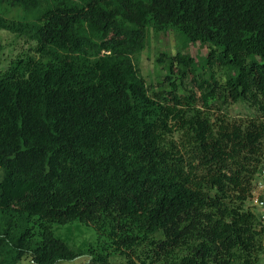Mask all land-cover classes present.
Here are the masks:
<instances>
[{
    "label": "trees",
    "instance_id": "16d2710c",
    "mask_svg": "<svg viewBox=\"0 0 264 264\" xmlns=\"http://www.w3.org/2000/svg\"><path fill=\"white\" fill-rule=\"evenodd\" d=\"M150 29L207 46L201 66L162 52L168 88L148 84ZM0 30L35 42L0 69V264L260 261L264 0H0ZM72 222L97 233L86 251L55 234Z\"/></svg>",
    "mask_w": 264,
    "mask_h": 264
},
{
    "label": "rangeland",
    "instance_id": "374dc122",
    "mask_svg": "<svg viewBox=\"0 0 264 264\" xmlns=\"http://www.w3.org/2000/svg\"><path fill=\"white\" fill-rule=\"evenodd\" d=\"M0 41L4 47V53L1 54L0 69L5 67L9 58L22 53L34 54V41L27 40L24 37H19L17 34L7 30H0ZM207 46L200 43H187L175 30L169 31H154L150 29L146 48L136 56V63L139 65L148 84H152L157 90H165L168 88V83L165 80L167 68L158 61L162 52L168 54L176 53L177 51L190 52L198 56V63L204 55ZM168 62V61H167ZM200 68V67H199ZM216 74L221 78L225 75V71L219 67H215ZM202 74L208 73V69L202 71ZM186 86H192L190 79H185ZM213 106L221 105L222 111L229 114L231 118L260 116L262 112L249 105L247 102H217ZM179 135V134H178ZM179 138V136H177ZM248 205V202H247ZM55 234L63 239L68 245L74 249L86 251L88 246L95 242L97 233L91 225L82 222H72L66 224H54ZM87 261V255H79L73 259H63L55 264H84ZM123 259L120 256H115L112 259V264H121ZM19 264H34L31 257L25 256ZM123 264V263H122ZM257 264H264V254L261 256Z\"/></svg>",
    "mask_w": 264,
    "mask_h": 264
},
{
    "label": "built area",
    "instance_id": "2783aa9c",
    "mask_svg": "<svg viewBox=\"0 0 264 264\" xmlns=\"http://www.w3.org/2000/svg\"><path fill=\"white\" fill-rule=\"evenodd\" d=\"M249 203L260 219L264 222V162L253 181V188L249 196Z\"/></svg>",
    "mask_w": 264,
    "mask_h": 264
}]
</instances>
